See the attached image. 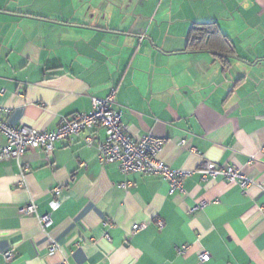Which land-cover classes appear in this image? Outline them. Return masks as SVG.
<instances>
[{"label":"crops","instance_id":"crops-1","mask_svg":"<svg viewBox=\"0 0 264 264\" xmlns=\"http://www.w3.org/2000/svg\"><path fill=\"white\" fill-rule=\"evenodd\" d=\"M205 23L224 46L187 50L192 26ZM111 89L127 133L164 139L159 158L192 171L183 192L100 163V128L50 155L28 150L24 176L15 159L0 160V264L7 251L10 264H264V0H0L8 124L53 130ZM205 161L236 167L249 187L204 179ZM29 203L37 212L24 215ZM51 243L60 251L49 256Z\"/></svg>","mask_w":264,"mask_h":264},{"label":"built area","instance_id":"built-area-1","mask_svg":"<svg viewBox=\"0 0 264 264\" xmlns=\"http://www.w3.org/2000/svg\"><path fill=\"white\" fill-rule=\"evenodd\" d=\"M116 90L111 89L104 98H92V108L87 113L72 115L69 118L62 119L53 130H36L28 127H16L7 123L2 116L0 109V133L5 138V144L0 147V160L15 159L18 163L21 176L29 170L28 165L23 164L21 158L30 149H36L50 155L54 150L56 142L69 140L78 137L82 132L95 128L104 130L105 138L96 143L97 160L102 164L115 163L119 171L124 176L152 175L161 177L168 183V193L170 195L176 192H183V179L192 174V171L173 170L164 161L159 158V153L165 143L162 138L146 135L142 137H131L127 133L126 126L123 124L122 114L116 109ZM88 146L94 145L91 136L84 138ZM185 139L180 141L184 145ZM196 152L195 149H191ZM264 151V148H263ZM197 172L205 179L207 177H223L229 182H237L242 190L250 185V179L242 175L236 167H219L215 163L205 161ZM131 181L127 180L120 184L121 188L130 186ZM61 188L54 189L53 194H59ZM203 203L193 207L191 211L201 208ZM57 202L52 200L50 208L55 209ZM24 215H30L37 212L36 205L29 203L21 209ZM39 223L43 229L50 225L49 215L39 216ZM156 225L161 228L164 223L160 218H156ZM146 228L145 224H134L132 231L137 232ZM60 251L56 243H51L48 248V255L52 256ZM201 261H208L209 255L202 253ZM6 264H10L13 253L7 251L4 253ZM59 264H69L63 258Z\"/></svg>","mask_w":264,"mask_h":264},{"label":"trees","instance_id":"trees-1","mask_svg":"<svg viewBox=\"0 0 264 264\" xmlns=\"http://www.w3.org/2000/svg\"><path fill=\"white\" fill-rule=\"evenodd\" d=\"M217 42L222 47L225 40L214 23L194 24L189 32L186 48L197 51L204 47L216 46Z\"/></svg>","mask_w":264,"mask_h":264}]
</instances>
